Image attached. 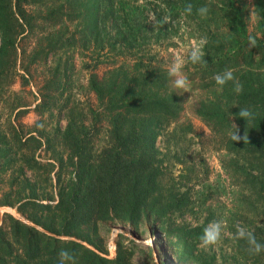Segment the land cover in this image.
Listing matches in <instances>:
<instances>
[{
    "label": "trees",
    "instance_id": "obj_1",
    "mask_svg": "<svg viewBox=\"0 0 264 264\" xmlns=\"http://www.w3.org/2000/svg\"><path fill=\"white\" fill-rule=\"evenodd\" d=\"M75 1L77 6L72 11L79 18L81 46H90L94 53L93 63L86 65L107 66L101 76L89 72L87 78L97 104L107 111V139L94 151L85 138V125L67 121L60 140L44 135L43 148L50 152L53 162L20 151L26 148L28 138L40 145L38 138L27 134L23 139H10L0 128V173L8 171L13 182H36L28 175L40 172L50 191H46L47 186L29 183L14 193L10 203L15 201L25 219L5 214L7 227L0 225V264H59L61 249L72 253L76 264H135L129 259L132 240L116 242L114 257H106L68 236L81 231L87 237L89 223L111 217L126 219L134 226L139 220H150L158 236L165 238L168 232L175 236L180 262L195 260L203 225H189L171 216L188 203V192L174 184L161 187V182H183L169 176L168 162L155 143L177 115L180 103L177 94L168 88L165 67L153 62L158 49L188 36L198 42L201 38L207 41L197 64H220L243 57L248 50V34L241 1L224 0L220 5L211 0ZM189 4L190 14L185 11ZM201 6L208 8L204 16L198 13ZM256 12L264 17L263 10L256 8ZM17 14L21 16L12 0H0V72L11 64ZM126 59L129 69L118 62ZM242 61L243 66L232 72L243 90L237 94L230 81L199 112L229 129L220 136L221 145L244 156L242 167L233 170L249 189L264 196V69ZM63 68V75L68 76L66 64ZM56 77L51 81L58 85ZM240 108H247L252 118H240ZM234 125L241 137L236 142L231 139ZM55 140L67 148L65 154L53 151ZM18 160L28 168V175L21 168L14 173L20 167L14 165ZM23 191L26 194L21 196ZM164 191L165 197H161ZM51 192L56 197L54 201ZM167 221L172 226L168 227ZM84 228L87 229L82 231ZM154 240L155 237L152 243Z\"/></svg>",
    "mask_w": 264,
    "mask_h": 264
},
{
    "label": "rangeland",
    "instance_id": "obj_2",
    "mask_svg": "<svg viewBox=\"0 0 264 264\" xmlns=\"http://www.w3.org/2000/svg\"><path fill=\"white\" fill-rule=\"evenodd\" d=\"M211 1L220 5L224 0ZM240 1L245 30L248 37L252 35L257 41L254 48H249L247 37L248 50L243 57L236 56L220 64H194L187 60V56L198 41L188 36L157 48L156 61L153 62L165 67L168 88L177 94L180 103L177 115L155 140L161 155L168 162L169 176L183 180L161 182L162 189L174 184V187L186 189L189 196L188 203L173 211L171 216L176 221L201 224L204 228L212 221H223L220 241L208 250H203L199 241L196 259L180 262L175 252V236L169 232L164 234L165 238L158 236L157 227L150 220H139L134 226L122 218H98L86 226L91 229L87 237L81 231L68 236L96 248L106 257H114L116 242L132 240L129 259L135 264H264V252L253 255L248 251L245 240L233 238L236 226L240 225L253 230L258 242L264 244V196L249 189L247 182H241L240 175L233 170V167H242L244 162L241 158L244 156L232 153L221 145L220 136L229 129L214 124L199 112L208 99H213L220 92L214 79L216 74L243 66V59L250 66L264 69V22L261 19L255 22L250 15H258L256 8L264 11V0ZM12 2L18 6L21 16L17 14L18 23L14 26L17 33L11 51V64L6 71L0 72V128L10 139L13 136L23 139L27 134L38 138L40 145L33 138H28L26 148L21 147L20 151L29 157L35 155L40 160L55 162L50 152L43 148L44 135L60 140L67 121H80L85 125L83 130L88 144L92 150H99L107 139V111L97 104L94 93L88 88L87 78L89 72L101 76L107 66L86 65L93 63L94 53L90 46H81L79 18L72 11L77 2ZM178 57L186 60L181 72L189 81L187 89L180 93L173 88L168 74L170 65ZM118 62L130 68L129 59ZM64 64L68 76L63 75ZM56 75L58 85L51 81ZM59 140L52 145L53 151L65 154L67 148ZM14 165L20 166L15 174L21 168L28 175V168L20 160ZM28 176L36 182H13L8 171L0 173V225L5 228L6 213L25 219L16 209L15 201L10 203L15 192L22 191V187L29 183L47 186L46 191H49L48 182H43V174L32 172ZM25 192L19 194L24 196ZM161 197H165V191ZM51 198L53 201L56 198L53 193ZM167 225L172 226L170 222Z\"/></svg>",
    "mask_w": 264,
    "mask_h": 264
},
{
    "label": "clouds",
    "instance_id": "obj_3",
    "mask_svg": "<svg viewBox=\"0 0 264 264\" xmlns=\"http://www.w3.org/2000/svg\"><path fill=\"white\" fill-rule=\"evenodd\" d=\"M186 13L190 14L192 11V5L189 4L185 8ZM198 13L201 16H204L208 13L207 6H201L198 9ZM255 22H259L260 19H264L255 13L250 14ZM249 48H254L256 46V39L249 35ZM207 43L205 38H201L198 43H195L190 52L188 53L187 60L192 63H198L201 61L203 57V46ZM186 63L185 58L178 57L169 67L168 74L172 78L173 88L177 90L178 93L181 90H185L188 87L189 81L186 76H184L181 72L182 67ZM216 84L219 86L218 90L222 91L223 86L228 82L232 81L235 84L234 91L239 94L243 90V86L235 81V77L231 70H225L222 74L218 73L214 77ZM238 116L243 120H249L252 118V113L247 108H240ZM235 130L231 134V139L236 142L241 139V137L237 134L238 129L234 125ZM223 228V221H212L210 222L203 231V235L200 239V247L203 250H208L211 246L216 245L221 239V233ZM236 240H245L248 244V251L253 255H259L264 252V244H261L256 239L253 230H248L245 227L240 225L236 226V232L233 236ZM148 243H151L150 241ZM59 264H76L75 257L72 253H70L66 249H61L58 253Z\"/></svg>",
    "mask_w": 264,
    "mask_h": 264
}]
</instances>
